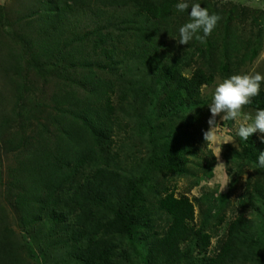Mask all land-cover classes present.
Wrapping results in <instances>:
<instances>
[{
    "label": "trees",
    "instance_id": "16d2710c",
    "mask_svg": "<svg viewBox=\"0 0 264 264\" xmlns=\"http://www.w3.org/2000/svg\"><path fill=\"white\" fill-rule=\"evenodd\" d=\"M17 2L21 8L16 17L10 10L0 12V69L6 76L20 77L24 56L17 57L15 45L24 40L36 72L54 68L58 74L48 103L44 99L41 104L43 111L51 110L48 125L34 126L31 134L27 132L13 146L8 139L11 121L0 124V138L7 135L9 142L5 143L20 151L11 172L19 187L14 207L23 225L44 221L52 239L63 236L73 217L70 240L74 257L82 264H117L116 240L128 239L135 245L141 229H151L153 208L157 207L171 222L153 242L152 253L142 255V264H264V254L259 251L263 243L256 238L258 221L244 212L230 224L228 236L211 255L212 235L195 225L196 206L189 197L165 188L164 195H156L153 201L142 192L153 172L173 177L184 174L189 164L187 153H192L188 147L199 135V130L195 131L189 142L187 130L196 128L209 114L201 86H212L217 71L232 72L229 60L236 40L232 27L235 11L223 10L221 15L205 1L196 0L220 20L204 42L194 38L189 45H179L180 35L174 38L177 21L190 22V8L184 12L175 8L180 0ZM81 12L91 14L93 26L81 27ZM6 26L14 27L11 34L4 32ZM242 44L247 48L246 59L253 61L260 47ZM192 67L195 69L188 75ZM71 70L82 75L80 83ZM128 94L148 101L139 118L141 133L151 145V157L139 178L125 177L103 161L119 122L114 98L120 104ZM245 109H264L263 89ZM133 110L138 114L136 107ZM51 128L56 130L54 136ZM239 141L241 149L234 156H243L245 164L258 169L247 207L261 214L264 168L258 167V156L264 153V142L255 134L248 141ZM228 150L233 152L230 145ZM94 164L98 166L94 173L83 175V170ZM62 194L63 204L72 207L71 212L61 208ZM188 243L200 257L184 249ZM47 244L42 242V250ZM0 264H26L16 233L1 209Z\"/></svg>",
    "mask_w": 264,
    "mask_h": 264
},
{
    "label": "rangeland",
    "instance_id": "374dc122",
    "mask_svg": "<svg viewBox=\"0 0 264 264\" xmlns=\"http://www.w3.org/2000/svg\"><path fill=\"white\" fill-rule=\"evenodd\" d=\"M199 1H205L219 13L223 10L235 11L236 13L232 26L236 40L231 45L229 60L232 64V72L228 75L221 71L216 72L215 83L208 86L203 93L204 98L210 104L215 85L224 79L232 75L254 72L264 75V0ZM186 2L189 3V6L197 3L196 0H186ZM20 8L17 0H0V12L10 10L13 18L16 17L15 12ZM78 18L81 27L93 26L90 24L95 22L89 12L79 13ZM177 22L179 25H177L175 39L179 36V28L184 25L183 20ZM13 28V26H6L3 30L11 34ZM0 31L2 32V29ZM1 35L2 37L5 36L4 33ZM7 41L9 42V38ZM23 41L20 42L24 50L20 44L15 45L17 57L20 54L24 56L20 77L18 78L14 74L6 76L4 71L0 69V124L11 121L8 139H11L13 146H16L19 138L25 136L27 132L31 134L30 131L35 129L34 126L48 125L51 110L47 109L48 113L43 111L41 104H44V99L48 103L47 96L54 89L58 76L54 68L52 70L48 68L44 72H36L32 54ZM243 42L251 48L260 47L259 54L253 61L249 58L246 59L248 53L247 48L243 47ZM239 48L242 49V52H236ZM194 69L195 67H192L187 74L190 75ZM42 72L46 73L47 76ZM70 74L77 83L81 82V74H74L73 70L70 71ZM261 89L264 90V83L261 84ZM127 96L129 98H122L120 104L118 99L114 98V105L118 108L116 116L119 122L111 146L105 149L103 161L108 162L125 177L139 178L144 176L146 163L151 157V145L148 138L141 133V119L139 118L142 113L141 110L148 101L137 98L134 94ZM132 107L133 109L136 107L138 114L134 112ZM244 111L255 115V111L247 109ZM210 117L209 110L207 117L196 128L186 129L189 133V142L191 136L195 135L193 134L195 131L199 130V135L196 136L198 140L192 141L193 145L188 147L192 153H187L189 164L186 166L184 174L173 177L158 175L153 172L142 192L147 196V199L153 201L156 195H164L165 188L175 189L177 196L189 197L196 206L195 225L198 228H204L207 233L212 235L211 255L217 252L221 242L228 236L230 224L236 220L241 212H244L249 219L258 221L259 229L256 232V238L263 243L259 251L264 254V207H260L261 214L247 207L250 186L257 176L258 169L245 164L246 160L242 159L243 156H234L241 149L240 138L236 135V126L232 121H228L224 125V122L218 117L217 121L223 127L221 129L222 134L231 137L237 145L236 147L233 143H227L222 148L220 160L227 166L228 172V185L224 189V186L216 179L219 173H213L217 165V158L211 150H207L203 137L204 132L209 130L208 120ZM55 133V128H51L50 135L53 134L54 136ZM255 135L259 138L264 136L259 132ZM6 139L7 135L0 138V209L5 212L7 225L16 233L26 264H82L74 257V243L70 240L73 217L64 227L63 236L58 235L52 239H49L48 236L49 225L44 221H38L33 226L26 227L23 225L21 215L14 207V197L18 193L19 187L16 179L13 178L14 174L11 172L16 166L15 159L20 151H13L14 148H11L13 146L5 143ZM228 145L233 149V152L227 151ZM97 168L98 166L94 164L93 167L83 170V175L91 176ZM64 192L68 195L67 190ZM63 197L64 194L61 195V208L65 212H71L72 207L63 204ZM153 213L151 229H141L135 245L131 244L128 239L116 240L119 245L117 264H142V255L147 256L152 253L153 242L165 233L171 222L170 217L165 212L158 210L157 207L153 208ZM45 241H48V244L42 250L41 244ZM184 249H190L195 257H200V253L191 243L186 244ZM123 251H126V254H123Z\"/></svg>",
    "mask_w": 264,
    "mask_h": 264
},
{
    "label": "clouds",
    "instance_id": "9594fccd",
    "mask_svg": "<svg viewBox=\"0 0 264 264\" xmlns=\"http://www.w3.org/2000/svg\"><path fill=\"white\" fill-rule=\"evenodd\" d=\"M179 12L189 10L190 22L185 23L179 28L180 39L179 45H189L195 38L204 42L216 28L220 17L216 14H210L206 7H202L199 3L189 6L186 0H180L175 5ZM202 32V35L200 33ZM264 83V75L259 72L232 75L224 79L214 87L212 92V100L208 108L211 117L208 120L209 130L203 134L206 142L207 150H211L217 158V165L213 173H219L216 179L227 187L228 172L227 166L221 162V152L223 145L233 143L231 137L224 136L221 132L223 127L217 121H232L236 126V135L242 141H248L257 132L264 134V109H258L255 115H251L244 109L253 102V99L260 94L261 84ZM207 85L201 86V93L205 92ZM264 142V136L261 137ZM258 167L264 168V153H259Z\"/></svg>",
    "mask_w": 264,
    "mask_h": 264
}]
</instances>
